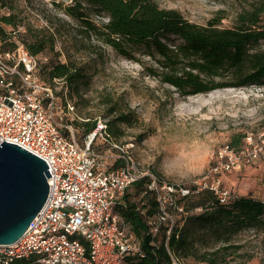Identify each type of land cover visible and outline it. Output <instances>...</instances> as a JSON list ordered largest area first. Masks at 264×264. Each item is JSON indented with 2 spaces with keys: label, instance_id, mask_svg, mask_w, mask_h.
<instances>
[{
  "label": "built area",
  "instance_id": "1",
  "mask_svg": "<svg viewBox=\"0 0 264 264\" xmlns=\"http://www.w3.org/2000/svg\"><path fill=\"white\" fill-rule=\"evenodd\" d=\"M2 8V14L9 13ZM39 62L22 43L0 51V141L42 158L50 174L42 208L17 240L0 244V264H128V258L143 257L140 241L115 204L144 176L157 201L156 213L146 217L151 243L158 245L163 231L171 264H185L168 247L172 229L187 214L181 199L209 189L220 203L235 200L239 194L223 186L221 175L264 159V129L245 132L237 147H217L206 172L189 184L165 181L142 169L127 144L112 140L104 119H96L77 138L74 104L59 101L53 88L40 80Z\"/></svg>",
  "mask_w": 264,
  "mask_h": 264
},
{
  "label": "rangeland",
  "instance_id": "2",
  "mask_svg": "<svg viewBox=\"0 0 264 264\" xmlns=\"http://www.w3.org/2000/svg\"><path fill=\"white\" fill-rule=\"evenodd\" d=\"M62 1L65 5L66 0ZM154 1L160 7L178 10L198 24H205L222 13L225 15L222 26L232 25L236 13L247 5L244 0ZM13 4L23 23L56 31L54 49L58 55L49 51L40 53L37 74L53 88L59 101L68 99L74 104L73 127L77 138L82 135L75 121L101 118L106 122L120 112L127 113V122L113 124L116 134L109 133L112 140L127 144L129 155L142 169L153 171L165 181L189 184L206 172L211 152L230 143L233 135L264 129V85L217 88L182 96L173 86L148 74L152 59L142 48L127 57L94 36L87 39L81 32L80 22L66 15L62 6H56L51 0H13ZM2 7L0 4V14L5 12ZM91 18L96 23L100 21L94 13ZM18 28L24 30L23 26ZM6 29L11 30L9 26ZM172 40L177 42L173 37ZM50 58L72 59L83 65L88 82L75 93L62 79L47 81L42 66ZM110 107L116 110L108 115ZM221 177L223 186L241 196L252 195L262 189L264 167L252 164L238 173H223ZM197 199L198 195L189 199L191 214L204 209L195 204ZM188 227L194 254L186 256L185 264H207L196 255L217 248L223 241L212 230L190 223ZM229 243L231 247L219 255L217 264H264L261 229L241 228Z\"/></svg>",
  "mask_w": 264,
  "mask_h": 264
},
{
  "label": "trees",
  "instance_id": "3",
  "mask_svg": "<svg viewBox=\"0 0 264 264\" xmlns=\"http://www.w3.org/2000/svg\"><path fill=\"white\" fill-rule=\"evenodd\" d=\"M51 1L80 22L81 32L87 39L94 36L127 57L142 48L152 59L148 74L173 86L182 96L217 88L264 85V0H244L247 5L236 13L230 26L221 25L225 16L222 13L211 17L205 24H198L176 9L160 7L154 0H71L65 5L62 0ZM0 4L9 10L7 14H0V51L13 50L22 43L32 55L38 56L45 51L58 55L54 49L55 30L23 23L14 9L13 0H0ZM91 13L100 18L99 23L91 18ZM19 26L24 30H19ZM42 67L47 81L62 79L75 93L89 80L86 68L72 59L50 58ZM115 110L110 107L108 115ZM128 120L127 113H118L106 120L107 131L116 134L113 124ZM94 125L95 120L75 121L82 136ZM242 137V133L233 135L229 144L239 146ZM147 183V176L137 179L115 204V211L129 223L133 236L140 241L145 253L141 258H128L127 263L171 264L164 245V232L160 234L158 245L151 243L146 217L156 213L157 201L154 193L147 189ZM197 195L195 204L204 209L191 214L189 199ZM181 200L187 214L181 226L172 229L168 247L183 260L194 254L189 223L216 232L223 241L217 248L196 255L199 261L207 264H217L219 255L231 247L229 241L239 229L254 227L264 231V201L252 195H239L230 203H220L211 190L202 189Z\"/></svg>",
  "mask_w": 264,
  "mask_h": 264
},
{
  "label": "water",
  "instance_id": "4",
  "mask_svg": "<svg viewBox=\"0 0 264 264\" xmlns=\"http://www.w3.org/2000/svg\"><path fill=\"white\" fill-rule=\"evenodd\" d=\"M48 176L42 158L15 143L0 141V244L17 240L42 208Z\"/></svg>",
  "mask_w": 264,
  "mask_h": 264
},
{
  "label": "crops",
  "instance_id": "5",
  "mask_svg": "<svg viewBox=\"0 0 264 264\" xmlns=\"http://www.w3.org/2000/svg\"><path fill=\"white\" fill-rule=\"evenodd\" d=\"M259 164H262V166L264 167V159L263 160H260L259 162H257V164L255 163V165H259ZM252 165H247L245 166L244 168H242L240 171H242L243 169H246L247 167H250ZM240 171H237L236 173L240 172ZM233 173V172H232ZM262 186V189L261 191H257L255 194H252L253 197L257 198V199H263L264 200V183H262L260 185V188Z\"/></svg>",
  "mask_w": 264,
  "mask_h": 264
}]
</instances>
